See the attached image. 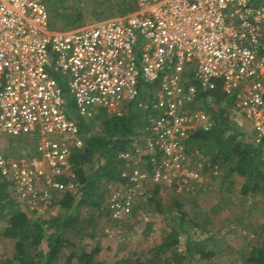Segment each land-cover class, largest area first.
<instances>
[{
	"label": "built area",
	"instance_id": "obj_1",
	"mask_svg": "<svg viewBox=\"0 0 264 264\" xmlns=\"http://www.w3.org/2000/svg\"><path fill=\"white\" fill-rule=\"evenodd\" d=\"M217 88L251 135L264 138V3L133 0L127 14L52 31L43 0H0V137L35 139L31 154L15 157L0 143V179L22 205L37 198L39 184L57 190V176H74L80 120L132 105L150 113L146 144L131 138L117 158L131 186L155 181L158 169L197 153L187 141L212 128ZM144 158L153 180L138 165Z\"/></svg>",
	"mask_w": 264,
	"mask_h": 264
},
{
	"label": "rangeland",
	"instance_id": "obj_2",
	"mask_svg": "<svg viewBox=\"0 0 264 264\" xmlns=\"http://www.w3.org/2000/svg\"><path fill=\"white\" fill-rule=\"evenodd\" d=\"M43 1L52 31L76 28L100 18L118 17L131 11L133 4V0ZM257 3H264V0H257ZM68 99L72 97L68 95ZM220 106L226 109L230 120L236 123L240 120V124H237L249 130V124L237 114L233 105L222 102ZM135 123L137 133L132 137L133 143L144 148L147 121L139 118ZM99 124L98 121L92 123L88 133L98 134ZM0 143L6 156L15 157L24 155L30 147L33 149L35 139L2 135ZM196 150L197 153L190 154L183 163L174 165L171 170L158 169L155 181H146L141 186H131L127 181V163L120 161L117 153L116 176L110 180L100 178L98 181L96 190L102 200L97 208L76 205L80 186L74 180L57 190L39 184L37 198L24 200V207H20L29 210L28 204L34 206L36 203L38 207L32 209L33 215L49 221V227H52L51 220L56 216L78 212V230L72 229L66 234L70 244L62 249L59 264L69 256V252L78 256L81 251L89 252L95 247L98 248L97 258L101 264H132L138 257H143L149 264H186L188 239L190 245L200 241L205 251H213L208 259L193 264H254L248 258L250 248L260 246L264 238V191H251L254 180L230 172L229 163L217 161L211 165L212 155ZM105 161L106 158H95L93 169L101 167ZM138 165L147 175L145 180H153L155 169H149L146 158ZM170 171L174 173L171 176L172 185L164 182ZM66 191L71 192L74 198L68 209L55 201ZM124 205L129 207L127 212L122 209ZM1 209L0 264L3 259L14 255L15 242L2 236L6 220L3 216L5 210L2 209V214ZM179 213L185 215L184 221L177 227ZM51 227L47 233L52 232ZM172 228H175L173 230L176 233L181 231L178 241L173 246L163 248L162 243L168 239ZM41 248L46 249L45 241ZM72 262L77 264L75 258Z\"/></svg>",
	"mask_w": 264,
	"mask_h": 264
},
{
	"label": "trees",
	"instance_id": "obj_3",
	"mask_svg": "<svg viewBox=\"0 0 264 264\" xmlns=\"http://www.w3.org/2000/svg\"><path fill=\"white\" fill-rule=\"evenodd\" d=\"M217 99V109L213 111L214 124L209 131H196L190 135L187 141L188 151L194 149L203 150L206 154H211L213 159L211 165L220 161L229 163L228 170L239 176H247L254 180L251 191H264V138H254L249 130L243 129L236 122L230 120L222 102L228 106L233 105V99L221 92L220 88L214 91ZM68 107L74 112L72 99H68L65 94ZM149 112H141L132 105H127L116 115H108L101 112L91 119L90 122L80 120V130L82 132L83 146L76 149L70 156L72 172L74 176L67 179L64 176H57L56 181L66 187L70 181H76L80 186L79 199L76 205H89L99 207L102 197L96 190L100 178L110 180L116 175L115 156L118 152L127 149L131 138L137 133L136 120L139 118L147 120ZM100 122L98 134H89V126L92 123ZM32 147L28 148L25 154L32 153ZM24 154V155H25ZM106 158L105 164L93 169L95 158ZM88 165L89 167H85ZM149 169L151 166H149ZM73 195L71 192L62 193L61 197L55 201L64 209L72 205ZM23 206L19 201L11 196L7 183L0 179V207L6 224L2 230V236L13 239L14 255L2 260L1 264H59L62 249L69 245L67 233L72 229H77L78 212L63 213L52 221V232L47 233V221L35 217L32 210L21 209ZM24 207V206H23ZM177 224L180 226L184 221V213H179ZM178 227V226H177ZM172 228L168 239L162 243L163 248L173 246L178 241V234ZM189 233L188 230H185ZM46 242V249H42V242ZM186 247V264L201 262L208 259L213 251H205L200 241L190 245V240ZM248 260L254 264H264V238L260 246L251 247ZM98 248H93L89 252L81 251L76 256L74 252H69V256L62 264H73L75 258L77 264H101L97 258ZM132 264H149L143 257L136 258Z\"/></svg>",
	"mask_w": 264,
	"mask_h": 264
},
{
	"label": "crops",
	"instance_id": "obj_4",
	"mask_svg": "<svg viewBox=\"0 0 264 264\" xmlns=\"http://www.w3.org/2000/svg\"><path fill=\"white\" fill-rule=\"evenodd\" d=\"M216 101H217V99H216ZM216 109H217V106H216ZM215 111V110H214Z\"/></svg>",
	"mask_w": 264,
	"mask_h": 264
}]
</instances>
